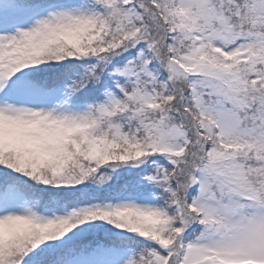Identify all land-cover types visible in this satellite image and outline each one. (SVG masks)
<instances>
[{
    "label": "snow or ice",
    "instance_id": "snow-or-ice-1",
    "mask_svg": "<svg viewBox=\"0 0 264 264\" xmlns=\"http://www.w3.org/2000/svg\"><path fill=\"white\" fill-rule=\"evenodd\" d=\"M0 264H264V0H0Z\"/></svg>",
    "mask_w": 264,
    "mask_h": 264
}]
</instances>
